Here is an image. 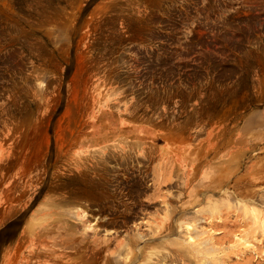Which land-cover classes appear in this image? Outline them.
<instances>
[{"label":"rangeland","instance_id":"rangeland-1","mask_svg":"<svg viewBox=\"0 0 264 264\" xmlns=\"http://www.w3.org/2000/svg\"><path fill=\"white\" fill-rule=\"evenodd\" d=\"M127 239L264 264V0H0V264Z\"/></svg>","mask_w":264,"mask_h":264},{"label":"bare ground","instance_id":"bare-ground-1","mask_svg":"<svg viewBox=\"0 0 264 264\" xmlns=\"http://www.w3.org/2000/svg\"><path fill=\"white\" fill-rule=\"evenodd\" d=\"M137 189V188H136ZM100 213V212H99ZM98 220V219H97ZM89 227V226H88ZM86 228V227H85ZM93 233H94V231H93ZM159 233V232H158ZM83 241V239H81V241L80 242H82ZM84 242V241H83ZM135 245H136V242L134 241V240H131V239H127V241L126 242H124V243H121V245L118 247V251H117V256H118V261L116 262V264H126V261H125V259L128 257V256H136L137 254L136 253H134V249H136V247H135ZM95 248H93L92 250H94V252H92V250H91V252H92V254L93 255H95V256H97L98 258H96V259H99V258H101V254L103 253L104 255H102V257H104V258H106V260H105V262L107 263V259H108V250H107V246H106V243L102 240L101 242H97V244H95ZM100 246V247H99ZM140 250H141V252H142V249L141 248H139ZM190 250V249H189ZM90 251V250H89ZM89 251H87L86 249H85V251H84V254L83 255H85V254H87ZM105 254H107V255H105ZM139 254H141V253H139ZM143 254V253H142ZM120 256H122L123 257V259L121 260L120 259ZM138 258H139V256H138ZM94 259V258H93ZM165 260V258L164 257H161V261H164ZM112 261V260H111Z\"/></svg>","mask_w":264,"mask_h":264}]
</instances>
